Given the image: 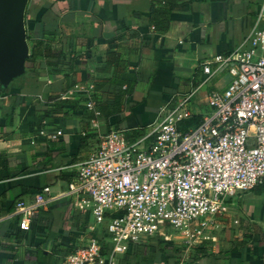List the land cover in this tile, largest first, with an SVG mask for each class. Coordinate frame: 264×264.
<instances>
[{"label":"crops","instance_id":"obj_1","mask_svg":"<svg viewBox=\"0 0 264 264\" xmlns=\"http://www.w3.org/2000/svg\"><path fill=\"white\" fill-rule=\"evenodd\" d=\"M261 1L28 0L25 74L0 86V264H62L92 238L107 257L109 216L96 222L89 196L68 192L76 164L111 128L131 141L142 135L159 106L190 89L205 58L240 44ZM44 45L58 48V57L32 54ZM204 101L202 91L196 112L207 111ZM42 128L62 134L49 139ZM262 184L226 197L209 238L180 257L141 254L144 237L130 243L137 253L119 255L116 264H264ZM42 187L52 198L20 229L13 204L31 203Z\"/></svg>","mask_w":264,"mask_h":264},{"label":"built area","instance_id":"obj_2","mask_svg":"<svg viewBox=\"0 0 264 264\" xmlns=\"http://www.w3.org/2000/svg\"><path fill=\"white\" fill-rule=\"evenodd\" d=\"M200 67L190 89L159 106L142 135L131 141L124 130L111 128L76 164L68 192L89 196L96 222L109 216L112 249L104 259L92 238L62 264H116L131 242L164 225L192 247L209 238L226 197L264 183V0L240 44ZM224 74L227 83L216 87ZM202 91L205 113L194 108ZM86 106L94 108L89 93ZM195 115H201L197 122ZM39 134L56 139L62 130L42 128ZM48 189H36L31 203L15 201L20 229L28 230L33 211L52 198Z\"/></svg>","mask_w":264,"mask_h":264},{"label":"water","instance_id":"obj_3","mask_svg":"<svg viewBox=\"0 0 264 264\" xmlns=\"http://www.w3.org/2000/svg\"><path fill=\"white\" fill-rule=\"evenodd\" d=\"M28 0H0V86L25 74L29 47L24 12Z\"/></svg>","mask_w":264,"mask_h":264},{"label":"rangeland","instance_id":"obj_4","mask_svg":"<svg viewBox=\"0 0 264 264\" xmlns=\"http://www.w3.org/2000/svg\"><path fill=\"white\" fill-rule=\"evenodd\" d=\"M143 240L145 243L141 247V254L145 256H150L152 253H160L165 256V254L178 252L180 257V254L188 251V246L184 243L182 235L170 228H164L153 236H148Z\"/></svg>","mask_w":264,"mask_h":264},{"label":"trees","instance_id":"obj_5","mask_svg":"<svg viewBox=\"0 0 264 264\" xmlns=\"http://www.w3.org/2000/svg\"><path fill=\"white\" fill-rule=\"evenodd\" d=\"M40 44H41V42H37V45H40ZM39 49H40V51H39ZM56 49H55V46H47V45L37 46V49H35V48L33 49L32 54H36V55L41 54L43 56V58H45L46 61H51V60H54L56 58V56L58 57V48H56ZM128 92H129L128 90H126V89L124 90L125 94H127ZM200 117H201V115H195L194 121L197 122L200 119ZM140 134H141V132H140ZM262 185H264V183ZM130 245L131 246L129 247L128 251L125 253H128L131 250L133 253H137V248L135 249V247H133L132 244H130Z\"/></svg>","mask_w":264,"mask_h":264}]
</instances>
